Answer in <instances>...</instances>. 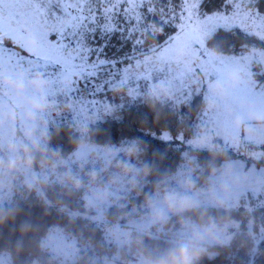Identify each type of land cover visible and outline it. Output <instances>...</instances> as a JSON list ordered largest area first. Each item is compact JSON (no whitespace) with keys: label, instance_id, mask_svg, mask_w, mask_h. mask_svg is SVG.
<instances>
[{"label":"trees","instance_id":"16d2710c","mask_svg":"<svg viewBox=\"0 0 264 264\" xmlns=\"http://www.w3.org/2000/svg\"><path fill=\"white\" fill-rule=\"evenodd\" d=\"M181 2L175 0L177 17ZM220 3L221 0H214L203 11ZM230 8L228 5V10ZM154 19L159 21L160 17ZM181 23L177 19L175 24L164 29L158 23L151 24L150 35L144 37L143 46L136 52H133L132 41L122 43L118 35L113 36L104 49V55L110 59L119 58L122 62L115 70L122 71L144 58H152L159 44L172 36ZM50 38L54 39V36ZM248 40L252 44L244 41L243 32L238 28L232 33L220 30L218 36H209L205 47L213 53L225 55L259 48L257 38L249 36ZM89 42L93 47L104 43L99 35ZM6 43L10 44L9 41ZM125 54L129 59H123ZM204 94L205 89L196 90L191 102L177 104L174 98L159 96L160 99L156 100L157 95L143 88L137 103L132 87L126 82L111 92L95 95L106 105L107 111L97 120L86 122L82 130L78 129L80 124L70 113L56 118L46 129L44 137H47V144L41 143L42 151L33 153L35 159L30 169L35 178L29 186L21 183V176L13 179L11 193L0 201V214L6 217L0 223V256L7 254L11 264H63L62 258L50 254L42 246L47 235L57 229L78 249L76 261L65 264H129L135 261L137 246L129 248L113 242L104 234L105 228L146 214L145 201L153 200L157 185L166 181L167 188L173 191V179L184 166H193L192 182L197 188H206L211 182V168L217 169L226 161L241 158L223 143L214 151L194 150L183 156L170 140L162 142L153 137V133L165 131L173 133L170 136L173 139L178 136L193 138L205 109ZM122 103L128 106L120 110ZM22 144L19 150H23L28 141L23 140ZM83 146L85 157L71 163ZM133 146L138 148V152L129 158L127 152ZM253 148L259 150L261 147ZM101 151L110 153L104 159ZM20 154L26 155L23 151ZM145 167L151 170V175L141 179ZM122 168H127L129 175H122ZM93 176L95 183L91 182ZM69 178L79 182V190L74 191L68 186L66 181ZM119 178L126 181L121 196L97 218L88 202L90 195L98 189L112 190ZM134 184L135 189L132 188ZM246 204L253 209H229L231 218L239 222L240 229L231 247L210 249L219 255L211 260L205 257L201 264H264V237L256 240L259 228L264 226V209L257 201L248 200ZM206 210L214 220L225 215L214 207L209 206ZM249 219H253L257 226L252 229L253 234L248 230ZM148 231L147 227L144 231L132 232L133 237L141 236L143 248L148 252L177 251L181 245L190 242L189 231L182 230L177 218L170 219L164 232L153 228L150 235H146Z\"/></svg>","mask_w":264,"mask_h":264},{"label":"rangeland","instance_id":"374dc122","mask_svg":"<svg viewBox=\"0 0 264 264\" xmlns=\"http://www.w3.org/2000/svg\"><path fill=\"white\" fill-rule=\"evenodd\" d=\"M240 30L243 32L242 29ZM179 31L180 26L172 36H175ZM193 31L202 33L203 29H193ZM251 36L258 39L255 34ZM199 38L205 46L209 35L201 34ZM55 39L54 36L52 40L55 41ZM6 41H4L6 47L15 48L26 59H35L37 44L29 30H25L23 40L20 41L24 44L26 51L19 49L12 42L9 41L10 44H8ZM208 53V56L204 57L195 47L185 48L180 46L175 50L166 67L158 62L157 53H155L152 58H144L145 60L137 62L134 66L131 65L121 72H126L128 80L136 81L139 87V85L145 83V74L151 69V78L148 79L144 87L145 91L154 93L157 96L174 98L175 100H177L178 92L175 88L165 84L166 76L176 77L177 80L183 79L185 90H190L192 93L199 89H205L204 99L206 104L196 135L190 139L178 136L175 139L170 137L169 140L175 144L183 156L194 150H217L220 148L221 143L237 152L241 158H233L217 168L215 177L211 178L209 186L215 189L218 198L221 196L220 189L222 185L227 184L229 186L232 197L229 202L230 209H233L231 204L236 203L235 210L245 207L248 211H251L253 208L246 204L248 200L257 201L259 207L264 209V135L260 136L261 142L255 143L245 139L242 135L237 136L233 129V123L237 119L243 120L245 125L248 126L250 124L248 120L250 112L264 113V63L257 65L240 63L230 66L224 72L226 84L218 85L211 79V73L214 69L207 66L205 60H207L208 65L223 67L234 54L225 55L213 53L210 50H208ZM236 55L258 58L261 55V49L253 48ZM49 70L55 71V68ZM37 78L41 81V86L38 88L34 87V81ZM230 79L232 84H230ZM79 84L83 85V81L75 78L66 79L57 84L55 90H53V85L49 82V77L43 70H34L25 75L22 70L11 73L7 67H0V113L4 115L11 113L13 116L11 122L0 123V164L7 165L14 158L13 154L8 151L10 144L14 143L17 149L23 146L25 129L31 127L27 117L32 105H47L46 110H42L41 114L36 116L35 119V135L37 138L44 137L48 125L56 118L66 116V113H70L76 123L80 124L78 127L80 130L86 122L97 120L98 117L106 113V105L102 101L95 98L102 106L99 108L94 105L90 107L86 93H84L86 97H77V94L72 90L74 87H79ZM217 87L223 89L220 96L215 95L213 92V89ZM237 94H239V99L235 98ZM202 138L207 139L208 146L204 148L194 147L193 141H201ZM230 139L237 140L240 147L234 148ZM255 146L261 148L255 150L253 148ZM109 153L101 151L104 159L107 158ZM85 155L83 146L76 154V158L71 160V163L76 162L75 160L78 162V159H82ZM257 161L259 162L257 163ZM225 167L232 169V176L227 180L222 175ZM129 169L131 170V168ZM20 176L23 177L21 183L28 186L35 178V174L31 169H21L14 175L7 177L0 174V201L11 193L13 179H18ZM189 176L190 178L194 177V173H189L188 166L180 169L173 179V191L180 192L184 179ZM235 182H239L237 186H233ZM114 183H117V185L112 190L98 189L90 195L88 202L92 204L91 206L97 218L101 216L103 210L121 196L120 193L124 189L126 181L119 178ZM208 187L196 188L206 191ZM153 200H156L155 196ZM242 201H244L243 204ZM147 215L148 212L141 217L127 218L122 224L111 225L105 228L104 234L113 242H116L108 235L109 229L117 227L120 231H144L148 227L146 223ZM262 237H264V226L259 228L256 240L259 241ZM74 245L75 243L72 240H69L57 229L50 232L42 243L43 248L49 251L50 254L62 258L61 263L63 264L76 261L78 249ZM0 264H11L7 254L0 256ZM104 264L114 263L106 262ZM129 264H135V261Z\"/></svg>","mask_w":264,"mask_h":264},{"label":"snow or ice","instance_id":"6c2138e0","mask_svg":"<svg viewBox=\"0 0 264 264\" xmlns=\"http://www.w3.org/2000/svg\"><path fill=\"white\" fill-rule=\"evenodd\" d=\"M213 3L214 0H182L177 17L175 0H0V67H7L11 73L22 70L25 75L43 70L53 90L62 80L79 79L83 85L79 84L72 91L78 98L86 97V93L89 106L97 108L102 106L95 99L97 93L111 92L127 82L139 103L140 93L151 78L152 70L146 72L145 83L138 87L136 81L128 80L126 72L115 70L122 61L108 58L104 49L111 38L118 35L122 43L133 42V52L139 51L144 37L150 35L151 24L158 23L164 29L179 19L183 21L180 31L169 36L156 49L158 62L165 67L180 46L195 47L207 57L209 53L200 41L201 34L218 36L220 30L232 33L233 29L240 28L246 43L252 44L249 36L255 34L258 37L261 49L258 58L234 54L223 67L208 65L205 60V64L214 69L211 79L218 85H225L224 72L228 67L240 63H264V0H221L219 6L203 11L205 6ZM156 16L160 17L159 21L154 19ZM26 29L37 44L35 59H26L15 48L4 44L7 40L26 51L24 44L20 43ZM193 29H203V32H194ZM97 35L104 43L93 47L89 41ZM50 36H55V41ZM123 59H129L127 54ZM52 68L55 71L49 70ZM164 82L177 90V104L191 102L193 93L185 90L183 79L166 76ZM235 98L239 99V94ZM126 106L122 103L120 110ZM152 135L168 142L173 133L160 131Z\"/></svg>","mask_w":264,"mask_h":264},{"label":"clouds","instance_id":"9594fccd","mask_svg":"<svg viewBox=\"0 0 264 264\" xmlns=\"http://www.w3.org/2000/svg\"><path fill=\"white\" fill-rule=\"evenodd\" d=\"M230 84L232 81L230 79ZM39 78L34 81V87H40ZM215 95L220 96L223 89L217 87L213 89ZM154 99H160L159 96ZM47 105L35 104L30 106L28 114V123L31 127L25 129V140L28 144L24 145L23 150L17 149L16 145L10 144L8 151L13 154V159L7 165L0 164V174L7 177L14 175L17 171L30 170L31 163L34 162L33 153L41 152V143L47 144V137L37 138L35 135V119L40 115L42 110H46ZM13 116L11 113L4 115L0 113V123L5 121L11 122ZM248 120L250 124L245 125L243 120L237 119L233 123V129L237 136L242 135L245 139L259 143L260 136L264 135V113L250 112ZM234 148H239L240 144L237 140H231ZM208 141L202 138L201 141H193L196 148H204L208 146ZM23 151L26 155H21ZM138 148L133 146L128 149L127 156L133 158L137 155ZM195 168L189 165V173H194ZM121 173L124 176L129 175L127 168H122ZM216 174L215 167L211 168L209 177L214 178ZM151 175V170L145 167L141 173V179H147ZM223 177L227 180L232 176V169L225 167ZM96 178L93 176L91 182L95 183ZM66 183L74 191L79 190V182L69 178ZM239 182H235L233 186H237ZM136 185H132L135 189ZM221 196L218 198L215 189L209 186L207 190L197 189L192 182L190 176L184 179L182 190L180 192L170 191L166 186V181H162L157 185L155 190L156 200L147 199L145 206L148 209L146 223L148 225V233L151 229L157 232H164L171 218H177L182 230L190 233V242L183 244L177 251H167L163 253L148 252L143 248V240L138 234L133 237L131 231H120L117 227L109 229L108 235L118 244L131 248L136 245L135 264H201L207 257L211 260L219 255V252L210 251V249H226L230 248L234 236L240 231L239 222L233 221L230 215V200L232 199L229 186L222 185L220 189ZM106 199V197H104ZM214 207L225 213L222 219H213L207 212V207ZM236 203L231 204V208H235ZM6 217L0 214V223H3ZM257 227L253 219L248 221V230L250 234L252 229ZM234 230V231H233Z\"/></svg>","mask_w":264,"mask_h":264}]
</instances>
